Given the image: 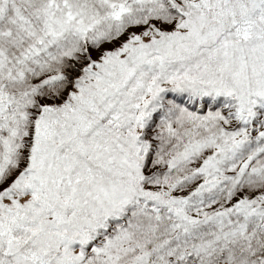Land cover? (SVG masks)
<instances>
[{"label":"snow or ice","instance_id":"snow-or-ice-1","mask_svg":"<svg viewBox=\"0 0 264 264\" xmlns=\"http://www.w3.org/2000/svg\"><path fill=\"white\" fill-rule=\"evenodd\" d=\"M0 264H264V0H0Z\"/></svg>","mask_w":264,"mask_h":264}]
</instances>
